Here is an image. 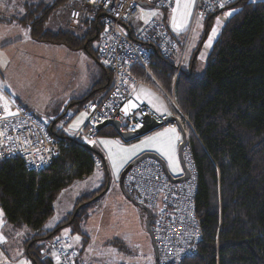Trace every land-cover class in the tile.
<instances>
[{"label":"trees","instance_id":"obj_1","mask_svg":"<svg viewBox=\"0 0 264 264\" xmlns=\"http://www.w3.org/2000/svg\"><path fill=\"white\" fill-rule=\"evenodd\" d=\"M59 1L64 2L55 3ZM51 3H33L24 8L25 14L2 22H18L39 42L89 51V42L99 37L97 31L81 39L65 30H52L48 17L55 4ZM232 6L238 10L215 42L203 74L196 72L195 55L190 66L183 63L175 80L179 55L165 58L152 46L157 81L135 68L142 80L167 98L174 90L180 109L192 123L181 119L198 171L196 206L203 233L198 252L179 264H264V0H240L227 7ZM213 14L206 18L197 50L207 38ZM99 134L118 136L112 126ZM57 135L63 138L61 154L41 171L27 169L20 158L0 161V205L11 225L32 230L26 245L34 264H54L42 250L61 227L41 231L55 213L59 193L92 174L98 168L97 157L102 156L92 143L80 139L70 144L68 136ZM102 192L92 193L87 201L80 197L78 206H88ZM35 247L38 254L32 252Z\"/></svg>","mask_w":264,"mask_h":264},{"label":"built area","instance_id":"obj_2","mask_svg":"<svg viewBox=\"0 0 264 264\" xmlns=\"http://www.w3.org/2000/svg\"><path fill=\"white\" fill-rule=\"evenodd\" d=\"M139 1H146L148 5L162 10H171L176 0H80L74 8L71 16L73 21L85 18L94 10L103 13L99 56L113 73L114 78L101 98L90 100L85 104L86 120L77 134L70 139V144L80 139L93 144L99 135L98 126L108 119L119 121L123 131L135 133L146 126L148 117L162 123L161 127L177 128L181 134L179 145L183 143L179 125L175 121L167 122L168 117L176 116L192 124L188 115L180 109L175 95L172 100L181 116L175 112L161 114L147 103L130 108L127 114L123 111L132 101L138 85L134 68H141L157 80L153 72L151 46L165 58L179 49L177 37L167 27L165 21L157 17H151L148 23L143 21L136 35L129 33L128 26L135 14L145 12L144 6H141ZM239 1L196 0L191 27L197 19L206 18L209 14ZM221 3L225 6L220 7ZM188 38L179 53L175 80L185 60ZM0 97H2L0 99V161L20 158L27 169L34 171L49 167L61 154L64 146L50 130L49 122L11 99L1 87ZM5 103L12 115H9L8 110L5 109ZM182 155L185 166L190 171V176L186 180L172 181L163 165L154 158H146L139 162L125 178L126 190L153 212V230L160 264H179L185 258L194 256L198 252L197 245L203 233L196 206L198 171L188 142L183 147ZM96 165L98 168H105V156L97 157ZM49 243L51 245L47 247ZM52 245L55 247L54 251L50 249ZM67 246L68 242L53 239L46 243L42 252L55 264H78L77 251Z\"/></svg>","mask_w":264,"mask_h":264},{"label":"crops","instance_id":"obj_3","mask_svg":"<svg viewBox=\"0 0 264 264\" xmlns=\"http://www.w3.org/2000/svg\"><path fill=\"white\" fill-rule=\"evenodd\" d=\"M29 2H40V6L47 2H52L51 4H55L48 17V23L52 25L51 29L54 31L65 30L67 32L75 34L78 37H81V39L85 38L86 36L90 37L89 33L92 31H97L96 36H100L104 15L101 11L94 10L90 12L85 18H82L79 21H73L71 16L73 14L75 6L80 2V0H73L71 2L64 0V2L59 1L58 4L55 3L56 0H49L47 2L46 0H0V78L2 79L1 88L3 89L4 93L11 99H14L16 102L29 108L30 110L34 109L35 112L33 110L32 111L34 113H37L36 109L32 108V103L30 102L26 92L30 91L33 88L34 84H36L38 81H41L44 78L51 79L53 90L52 98L55 105L54 111H57V109H59V113L57 115L48 116V118L50 119V130L54 132L58 140L61 141L63 139L61 136L57 135L59 133L62 135H67L70 140L77 134L78 130L82 127L86 120V117L82 116L83 113H86L85 104L90 100H97L101 98L108 87L111 85L114 75L100 59L98 49L100 44L99 37L89 42V51L87 47L81 49H73L65 45L36 41L31 37L29 30L23 26H20L18 22H2L9 20L10 18L25 14L26 11L24 10V8L33 4L31 3L27 5V3ZM189 2H192V0H189ZM195 2L196 0H194V2L192 3L191 15L188 18V22L186 26L181 30H176L172 24V17L174 15L176 1L174 8L171 10H162L152 5L144 6V9L145 12H151L152 9H155L154 11L158 13V15L155 17L164 20L167 27H169V29L176 35L177 39L179 40L184 36L185 31L189 27ZM148 7L151 8L149 10H146V8ZM181 10H183V8ZM142 15L143 13L137 12L132 22L128 26V31L131 35H136L138 29L141 27V23L144 21L140 18ZM229 17L230 16H226L224 13L215 15L207 38L204 40L200 50L197 49L206 30L207 17L199 18L196 20V22L198 21L196 27V29L198 30L195 31L194 35H191V41L189 42V47L187 48L188 50L184 60V64L186 66H190L193 58L195 57V55H197L196 69L198 64L202 66V68L205 67L213 46L221 35L222 30ZM217 21H220L219 26L217 24ZM213 28H218V32L217 35L212 38L211 45L209 46V38L212 37ZM183 38L185 39V37ZM95 41H98L97 46H95ZM179 53L180 52H176V55L178 56ZM43 58L44 60L42 61ZM139 75V72L137 71V69H135L134 76L138 82V85L136 86L131 102L137 105L147 103L155 109L159 108V112L161 114L173 112L171 106L173 104H171L172 101H169L170 104H158L160 97H158L153 88L150 89L147 87V84L149 83H146L144 80H142V76ZM63 82H67V84ZM173 84L174 89L175 82ZM150 85L156 88L158 93L161 95V91L158 89V87L152 84ZM141 88L149 90L150 93L154 95L145 96L141 94V99L136 100V96L137 94H140ZM169 97L170 94L167 98L168 100L170 99ZM149 99L152 100V103L148 102ZM78 121H80L79 126L73 127V125L77 124ZM171 127L172 126L166 128L160 127V130H157L152 134L147 135L146 137L141 136L132 141H125L120 136L99 134L97 140L93 143V146H95L102 153V156H105V168H107L108 172L115 171V173H119L123 168L125 169V167L131 161L145 152L157 153L164 159L165 155L162 152L157 151L155 148H137L135 150V154L129 153L130 158L125 160L119 167H115L113 165L112 159L110 158L108 149L105 148L101 141H114L118 143L119 147L131 150L134 146L141 145L142 141L146 140L148 137L156 136L158 133L164 132L163 129H168ZM110 131L111 130L109 129L107 132ZM178 133L181 138V134L179 131ZM113 151L116 152L118 151V149L114 147ZM180 175L174 176L178 177ZM82 193L84 195L85 190H83ZM26 242L27 240L25 241V244Z\"/></svg>","mask_w":264,"mask_h":264},{"label":"rangeland","instance_id":"obj_4","mask_svg":"<svg viewBox=\"0 0 264 264\" xmlns=\"http://www.w3.org/2000/svg\"><path fill=\"white\" fill-rule=\"evenodd\" d=\"M245 1L257 2L260 0ZM150 8L148 7L146 10ZM154 10L152 9L151 11ZM237 10V6L224 7L221 13L226 15L229 11L235 13ZM197 22L192 27L190 22L184 34L185 39L182 37L179 40L181 47L183 42L186 43L188 35L187 48L189 47L191 35H194L195 31L198 30L196 29ZM51 26L48 23V27L51 28ZM97 45L98 41H95V46ZM180 45L177 52L180 51ZM196 72L203 74L204 68L198 64ZM63 83L67 84V82ZM147 85L148 88H153L158 97H160L158 104H168L169 101H172L174 90L170 91L169 89L171 100H168L166 95L161 92L160 95L156 88L150 84ZM0 87H2L1 78ZM52 92L51 79L49 78L38 81L30 91L26 92L32 103V108L36 109V114L47 122L50 121L48 116L59 113V109L54 111L55 105ZM32 110L35 112L34 109ZM177 115L181 116L179 110H177ZM172 128L175 127L168 129ZM160 129L158 128L142 137H146ZM168 129L163 130L165 132ZM175 129L178 132V129ZM63 136L67 135L64 134ZM175 158L178 161V167H174L172 162L165 156L170 172L173 175H180L184 173V168L181 162L179 140L175 143ZM123 169L119 173H115V171L108 172L107 168H96L92 174L76 180L63 189L55 200V213L46 222L43 227L44 230L41 232L52 231L60 226L61 228L55 235L54 240L68 242L67 248L71 249L74 247L79 251L80 264L159 263L154 254L150 235L145 229L144 223H142L140 209L130 202L121 191L119 180ZM83 190H85L84 195L82 193ZM102 190L101 195H98ZM94 192L98 194L95 195V199L88 206L84 204L78 206V198L81 197L82 201H87L92 193V195L95 194ZM0 210H3L1 205ZM3 213V223H0V235L4 237L5 242H0V264H24V262L34 264L27 255V245L25 244L29 234H32V230L28 227L17 228L11 225L7 221L4 210ZM77 223L80 225V230ZM77 236L80 237L79 241L75 239ZM50 245L49 243L47 247ZM50 249L54 251L55 247L52 245ZM32 252L38 254V248H33Z\"/></svg>","mask_w":264,"mask_h":264},{"label":"snow or ice","instance_id":"obj_5","mask_svg":"<svg viewBox=\"0 0 264 264\" xmlns=\"http://www.w3.org/2000/svg\"><path fill=\"white\" fill-rule=\"evenodd\" d=\"M192 2H189V0H176V7L174 9V15L172 17V24L173 27L176 30H181L183 29L187 22L188 18L191 15V7H192ZM224 3L220 4V7H224ZM183 8V10H181ZM233 13L232 11H229L226 15L231 16ZM158 13L155 11L151 12H144L143 15L140 17L141 19L144 20L145 23L150 22L151 17L157 16ZM217 24L219 26L220 21H217ZM218 28H213L212 29V37L209 38V46L211 45L212 38H214L217 35ZM141 94L145 96H153L154 94L150 93L149 90L147 89H140V94H137L136 100L141 99ZM2 99V97H0ZM149 103H152V100L149 99ZM155 106V105H153ZM138 107L137 104L133 102H129L128 105L125 106L123 111L127 114L129 112L130 108H136ZM5 109L8 110L7 103H5ZM157 111H160L159 108L156 109ZM8 114L12 115L10 110H8ZM82 116L86 117L87 113H83ZM80 121L77 122V124L73 125V127H78ZM180 139V135L177 132L175 128L168 129L163 133H158L156 136L153 137H148L146 140L142 141L141 145L134 146L133 149H124L119 147L117 142L114 141H109V140H103L101 143L105 146V148L108 149L110 158L112 159L113 165L115 167H119L125 160L130 158L129 153L135 154V150L137 148H143V147H151L155 148L157 151L162 152L173 164L174 167H178V161L175 158V143ZM94 143V142H93ZM116 147L118 151L114 152L113 148ZM4 213L3 210H0V223H3L2 217ZM77 241H79L80 237L77 236L75 237ZM0 242H5L4 237L0 235ZM57 261L59 262V257H56ZM24 264H28V262H24Z\"/></svg>","mask_w":264,"mask_h":264},{"label":"water","instance_id":"obj_6","mask_svg":"<svg viewBox=\"0 0 264 264\" xmlns=\"http://www.w3.org/2000/svg\"><path fill=\"white\" fill-rule=\"evenodd\" d=\"M139 4L141 6H147L148 5V3L146 1H139ZM218 14H219V12L216 11V12H214L213 15H218ZM173 121H175L179 125V127L181 129V132H182L183 143L180 145V156H181V162H182V165H183V168H184V173L182 175L178 176V177L172 175V173L170 172V170L168 168L167 162H166V160L163 157H161L160 155H158L157 153H154V152H145V153L139 155L138 157H136L133 161H131L125 167V169L121 173L120 180H119L121 191L123 192L125 197L130 202H132L135 206H137L140 210L145 211L147 213V215H148V218H147L146 224H145V229L147 230L148 234L150 235L156 259H158V257H159V252H158V245H157V242H156V239H155L154 230H153V227H152L153 212L146 204H144L142 202H139L132 194H130L126 190L125 178H126V175L128 174V172L134 166H136L139 162H141L142 160H144L146 158H154V159L158 160L163 165L164 170L167 173L168 177L174 182L186 180L187 178H189L190 171L185 166L184 158H183V155H182L183 147L188 142L186 130L184 128V125H183L182 121L178 117L170 116V117L167 118V122H173ZM107 126H112L117 131L118 136L122 137L125 141H132L134 139H137V138H139V137H141L143 135H146V134H148V133L160 128L162 126V123H159L156 120H154L153 118L148 117L146 126L144 128H141L139 131H137L135 133H132V132H129V131H123L121 129V125H120L119 121H117L115 119H108V120L104 121L103 123H101L98 126V130L100 131V130L104 129Z\"/></svg>","mask_w":264,"mask_h":264},{"label":"flooded vegetation","instance_id":"obj_7","mask_svg":"<svg viewBox=\"0 0 264 264\" xmlns=\"http://www.w3.org/2000/svg\"><path fill=\"white\" fill-rule=\"evenodd\" d=\"M140 211H141L140 213H141L142 223H144V227H145L148 215H147V213L145 211H142V210H140ZM153 220H154V218L152 219V224H153ZM152 227H153V225H152Z\"/></svg>","mask_w":264,"mask_h":264}]
</instances>
